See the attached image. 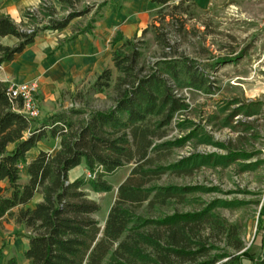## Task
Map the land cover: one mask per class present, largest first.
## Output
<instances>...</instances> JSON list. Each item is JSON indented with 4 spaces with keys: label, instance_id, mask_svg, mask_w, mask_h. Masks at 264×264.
<instances>
[{
    "label": "trees",
    "instance_id": "trees-1",
    "mask_svg": "<svg viewBox=\"0 0 264 264\" xmlns=\"http://www.w3.org/2000/svg\"><path fill=\"white\" fill-rule=\"evenodd\" d=\"M57 1L59 8L51 0L26 8L25 20L19 23L9 15L0 16V35L17 38L12 46L0 44V65L12 61L41 32L64 29L71 20L84 19L93 8L102 6L86 0ZM151 1L157 7L149 28L161 55L147 65L134 40L115 33L110 41L113 69H103L90 86L93 93L114 92L110 107L87 113L83 109L62 110L38 122L18 111L20 104L10 100L7 84L0 81V221L11 219L25 227L26 232L13 236L28 238L27 264H243L244 260L264 264V236L260 245L246 248L237 225L213 212L211 205L157 217L142 212L182 202L196 189L154 182L167 172L190 175L195 169L192 158L168 160L172 149L189 136L168 139L167 135L175 116L188 110L181 91L212 93L208 69L224 61H200L179 54L169 36L158 32L155 21L168 23L167 17L179 25L177 32L185 29L186 19L194 17L198 8L195 0ZM92 23L94 20L60 40L59 46L72 43L79 34L91 33ZM233 103L239 105L224 123L240 113L245 118L255 116L263 105L261 101ZM47 138H59L58 149L41 150L29 160V151ZM220 145L227 152L218 158L225 161L247 160L253 155ZM82 162L90 172L99 167L97 177L69 181L68 171ZM127 164L132 167L117 186L101 228L94 217L100 206L88 197L87 186L110 191L103 177ZM240 165L243 169L253 166L251 162ZM23 170L25 182L21 181ZM260 218L263 224L264 208ZM261 228L264 231V224ZM212 237L224 242L221 254H212L219 248L210 242ZM4 264L18 261L10 257Z\"/></svg>",
    "mask_w": 264,
    "mask_h": 264
},
{
    "label": "rangeland",
    "instance_id": "rangeland-1",
    "mask_svg": "<svg viewBox=\"0 0 264 264\" xmlns=\"http://www.w3.org/2000/svg\"><path fill=\"white\" fill-rule=\"evenodd\" d=\"M129 1L131 0H86L85 2L89 4L102 6L93 8L84 19L71 20L66 28L68 34L59 41L72 36L76 30L84 28L91 20H94L92 24L95 29L98 22L101 20L106 22L108 21L106 18H110L113 36L119 31L125 38L134 40L143 51L146 64L150 65L161 55V50L149 28L155 20L154 9L149 7L144 11L138 10L131 13L134 15L131 19L126 16L116 20L118 6ZM149 1L138 0L139 3L144 2L151 6ZM197 2L198 8L194 17L186 19L185 29L177 32L179 25L170 23L167 17L168 23L155 21L159 26L158 32L169 36L171 44L177 47L179 54L200 61L209 58L217 60L222 58L224 61L220 60L215 63L213 69H208L214 88L212 93L186 89L181 91L188 104V110L175 116L167 135L168 139L189 136L183 144L172 149L168 160L180 161L189 157L192 158L191 165L195 166V169L190 175L167 172L154 182L160 186H195L196 189L187 193L182 202H172L168 206L142 212L147 216L157 217L171 214L174 210L198 211L211 205L213 212L230 224L237 225L246 248L250 245H260L264 236L261 228L264 223L261 224L260 218L264 208V0H197ZM54 6L60 7L55 4ZM106 24L107 22L101 26L106 28ZM24 28L27 29L29 26ZM145 28L147 31L143 34ZM234 58L235 60H231ZM107 67L113 69L112 60L103 69ZM102 70L76 80L69 90L62 89L59 96L47 106H41V95L38 91L36 99L40 105V114L36 120L40 122L55 112L72 108L83 109L87 113L110 107L114 98L111 89L104 93L90 91V86ZM39 80L38 78L40 84ZM235 100H240L244 104L261 101L263 105L255 116L245 118L240 113L228 124L224 123V118L239 105L233 103ZM240 120L248 123H237ZM42 142L51 148V152L57 150L55 139L47 138ZM220 143H225L232 149L246 150L253 155L247 160L238 158L234 161H225L218 158L227 152ZM249 162L253 166L247 169L240 165ZM131 167V164H127L113 174L103 177L110 184V191H96L87 186L88 197L100 206L94 217L101 228L116 197L117 186L127 177ZM80 168L71 171L69 176H73ZM91 172L97 177L100 168ZM23 175L22 173L21 181L25 182L26 178ZM84 178L88 181L85 175ZM4 184L3 182L2 185ZM9 222L10 220H2L0 225L13 228V224ZM12 232V238L17 239L25 236L13 235L26 230L21 232L12 229ZM210 242L219 247L212 254L223 252L221 248L224 242L220 237H212ZM224 260L225 258L218 263ZM243 264L252 263L244 260Z\"/></svg>",
    "mask_w": 264,
    "mask_h": 264
},
{
    "label": "crops",
    "instance_id": "crops-1",
    "mask_svg": "<svg viewBox=\"0 0 264 264\" xmlns=\"http://www.w3.org/2000/svg\"><path fill=\"white\" fill-rule=\"evenodd\" d=\"M52 2L55 5H60L57 0H52ZM137 2L138 0H131L118 6L119 11L115 19L126 16L131 19L134 17L131 13H136L138 10L144 11L149 7L150 9L157 7L151 0L149 1L151 6L144 2H138L137 5ZM39 3L40 0H0V16L9 15L16 23H19L21 20H25L26 8L35 7ZM113 6L116 7L114 4ZM106 20H108L105 25L106 28L101 26V24L106 23L101 20L91 33L79 34L72 43L60 46L59 39L68 34L67 27L57 31L45 30L41 32L34 42L27 45L12 61L0 65V81L7 84L11 81L31 80L38 77L40 79L38 93L41 95V106L49 105L52 100L59 96L62 89H71L76 80L95 74L110 64V41L113 32L110 28L111 19L106 18ZM16 42L17 38L13 35H0V44L2 45L12 46ZM55 140L58 149L59 138ZM41 150L52 151L44 142L40 141L29 151L28 159L34 158ZM78 167H81L80 170L75 172L73 176H69V173ZM88 171L86 166L81 163L68 171V180L72 181L84 176ZM23 174L27 178L25 170H23ZM38 198L36 199L38 200ZM30 205L32 206L33 203ZM9 220V223L13 224V228L0 225V264H4L10 257H15L18 264H27L24 252L28 246V238L13 239L11 236L13 234L12 229L23 232L25 227L22 224H15L11 219Z\"/></svg>",
    "mask_w": 264,
    "mask_h": 264
},
{
    "label": "built area",
    "instance_id": "built-area-1",
    "mask_svg": "<svg viewBox=\"0 0 264 264\" xmlns=\"http://www.w3.org/2000/svg\"><path fill=\"white\" fill-rule=\"evenodd\" d=\"M39 88L38 78L24 81H12L7 84V93L11 101L20 104L18 111L28 118H37L40 114L36 95ZM86 178L92 179L95 174L88 171Z\"/></svg>",
    "mask_w": 264,
    "mask_h": 264
}]
</instances>
